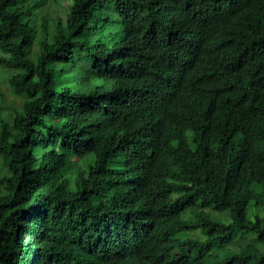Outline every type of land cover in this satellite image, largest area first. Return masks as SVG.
Wrapping results in <instances>:
<instances>
[{
	"label": "trees",
	"instance_id": "1",
	"mask_svg": "<svg viewBox=\"0 0 264 264\" xmlns=\"http://www.w3.org/2000/svg\"><path fill=\"white\" fill-rule=\"evenodd\" d=\"M52 1L0 0V264H264V0Z\"/></svg>",
	"mask_w": 264,
	"mask_h": 264
},
{
	"label": "rangeland",
	"instance_id": "2",
	"mask_svg": "<svg viewBox=\"0 0 264 264\" xmlns=\"http://www.w3.org/2000/svg\"><path fill=\"white\" fill-rule=\"evenodd\" d=\"M71 5V0H54L52 1L53 13L61 14L65 18L68 8ZM61 145V141L58 142V145Z\"/></svg>",
	"mask_w": 264,
	"mask_h": 264
}]
</instances>
